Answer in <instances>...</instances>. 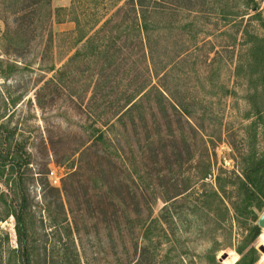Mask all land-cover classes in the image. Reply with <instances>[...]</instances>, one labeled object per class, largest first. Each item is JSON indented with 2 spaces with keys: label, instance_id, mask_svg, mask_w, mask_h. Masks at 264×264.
<instances>
[{
  "label": "rangeland",
  "instance_id": "obj_1",
  "mask_svg": "<svg viewBox=\"0 0 264 264\" xmlns=\"http://www.w3.org/2000/svg\"><path fill=\"white\" fill-rule=\"evenodd\" d=\"M256 1L264 12V0ZM24 2L20 3L19 7H22ZM122 3L123 0H51L52 20L45 23L38 20L36 27L33 26L31 32L23 38L24 42H16L10 41L9 38L14 35V29L20 28V21L17 19L22 14H14L11 11L10 0H0V212L17 205L21 189L33 207L32 218L37 223L35 226L40 224L39 217L46 216L42 211L45 201L51 204L52 216L58 218L59 201L63 200L70 217L71 210L78 209L81 207V201L86 200L83 190L87 185L88 197L94 206H99L101 201H105V190L101 185L95 188L89 178V174L100 169L101 164L106 170L111 166L104 161L100 147L93 145L91 149L86 148L91 143L89 142L84 143L77 153L74 151L87 139L84 127L93 120L92 114L82 113L77 105L78 97L71 100L66 90L54 101L50 96L45 100L43 98L41 103H46L43 107L37 100V92L71 54L70 49L78 27L76 21L79 20L84 31L91 32ZM183 5L187 8L179 15L170 11L166 16L171 29L160 37V43L167 44L168 59L174 60L177 50L182 53L178 58L179 63L169 67V96L174 101L184 99L190 104L193 114L191 117H184L198 126V133L195 134L185 120L181 126L173 109L169 111L172 114L171 126L157 107L153 112H147L146 119L151 126L150 132L157 138L163 137L165 141L174 138L179 144L183 138L191 139L196 156L184 164L182 171L174 157L161 160L151 158V162L147 156L150 160L146 162L150 164L148 166L153 176H148L142 182L138 175L142 173L144 163L138 148L146 137L144 122L138 118L136 128L129 121V126H121L111 133L114 139H119L122 147L120 156L113 160L116 169L113 177H119L123 181L120 186L124 195L117 206L122 218L121 224H124L122 236L132 248V236L138 233L136 230V234H131L134 225L126 219L127 216L135 219V204L128 195V188H125L127 184L137 192L139 186L150 184L153 188L149 189L148 197L152 199L154 195L161 196L164 191L160 186L162 182H168L165 187L170 189L174 181L182 185V179L190 176L191 188L173 205V210L176 207L177 211H182L180 226L185 244L190 248V255L216 247L220 249L218 258L222 259L224 264H234L240 258L236 247L244 245L248 233L247 225L251 222L242 217L239 220L232 210L228 198L234 200L237 190L230 181L235 180L241 173V154L251 148L248 125L252 121L245 118L247 103L244 99L245 86L242 84L244 80L234 75V69L237 61L245 55L248 35L257 31L259 26L255 19H250L249 14L243 19L238 16L235 21H228L221 16L222 8L227 11L234 8L239 9L241 13H252L244 8L242 0H184ZM158 19L160 21L159 17ZM191 22H194L195 30L191 27L178 29V25L182 27L183 24ZM51 36L53 40L50 39ZM29 38L30 42L27 40ZM129 69L133 74L136 67L134 65ZM75 74L73 82H76L78 96L81 93L78 85L87 82V72L83 74L76 68ZM131 78H123L122 81L120 79L118 89L123 88ZM155 81L158 82V78H155ZM223 86L226 89H234L238 96L225 95ZM114 97L115 95L109 99ZM101 101L102 99L99 100ZM100 109L97 110L98 113L93 112L101 113L100 123L107 117H113L109 109L106 110L104 106ZM257 145H264L261 136L258 137ZM132 152H136L135 158ZM67 155H72V159L64 160ZM26 161L29 165L20 164ZM62 161L66 163L62 164ZM209 164L211 175L202 181L199 179L200 173ZM81 166L83 168L80 170ZM79 170L81 177L73 173ZM219 176L226 185L228 195V198H225L230 207L227 221L216 219L214 212H218V199L209 200L205 197V191L217 188ZM20 178L23 180L21 189L17 185ZM56 188L60 192L57 193L54 190ZM152 203L155 214L166 204L161 198L157 202L152 200ZM86 206L85 204V209ZM263 212L264 210L258 211V217ZM48 219L47 216L45 231L51 234V242L54 236ZM88 222L90 234L86 235L83 230L85 241H94L90 236L95 239L97 234H100V237L107 234L106 223L103 222L101 214H96L95 218L89 217ZM0 230L8 233L9 245L18 248L16 221L13 216L0 221ZM115 234L118 235L117 231ZM261 234L262 236L253 243L260 255L256 264H264V228ZM123 247V244L118 247L121 257H124ZM95 249H102V243H98ZM89 258L93 262L96 260L101 262L100 264H110V259L114 256L110 254L106 257L102 253L94 256L90 254ZM198 260L199 264H203L199 258ZM114 262L112 260L111 263Z\"/></svg>",
  "mask_w": 264,
  "mask_h": 264
},
{
  "label": "trees",
  "instance_id": "obj_2",
  "mask_svg": "<svg viewBox=\"0 0 264 264\" xmlns=\"http://www.w3.org/2000/svg\"><path fill=\"white\" fill-rule=\"evenodd\" d=\"M23 2L25 4L19 7V4ZM242 2L244 8L252 13H241L239 9L234 8L227 11L222 8L220 14L228 21H235L238 16L243 19L249 14L250 19H255L259 26L257 31L248 35L245 55L237 61L234 69V75L244 80L242 84L245 86L244 99L247 103L245 118L252 119L248 125L251 148L241 154V173L235 180L230 181L237 190L235 199L228 198L226 185L222 183L221 176L217 177V188L205 191V197L209 200L218 199V212H214L217 220H228L230 207L225 202V198H228L237 218L240 220L242 217L251 222L247 225L248 233L244 239V245L236 247L240 258L234 264H256L260 255L253 243L260 235L262 236V228L257 224L261 216L258 217L257 212L264 210V145L262 147L257 145L260 136L264 143V12L256 0H242ZM10 4L14 14H22L17 19L20 21V28L14 29V35L10 36V41L24 42L23 38L31 32L33 26L36 27L38 20L44 23L52 20L51 0H10ZM183 4L184 0H123V3L91 32L84 31L79 20L76 21L78 27L70 49L71 54L59 68L55 69L54 75L44 82L37 92V100L43 107V104H46L41 103L43 98L45 100L47 96H50L54 101L62 91L66 90L71 100L78 97L77 105L82 113L92 114L93 120L84 127L87 139L83 140L74 151L77 153L84 143L89 142L91 143L86 148L91 149L93 145L100 147L104 161L111 166L107 171L101 164L100 169L92 173L93 175L89 174V178L93 181L95 188L101 185V188L105 190L103 196L106 199L101 201L99 206H94L88 197L89 186L80 185L84 187L83 196L86 198L81 201V207L72 209L69 217L63 200H60L57 218L51 214V204L45 201L42 211L46 213V216L39 217L40 224L35 226L36 222L32 218L33 207L21 189L23 180L20 178L17 183L21 189L19 202L14 208L0 212V221H5L10 216L15 218L18 248H12L9 245L8 233L0 230V264H100L101 262L96 260L94 263L89 257L90 254L94 256L102 253L106 257L110 254L114 256L110 260L115 262L110 264H199L198 258L203 264H224L218 258L219 248L211 247L202 253L190 255V248L183 239L180 226L182 211H177L176 207L174 211L173 205L191 188L190 176L182 179V185L174 181L170 189L165 187L168 182H162L160 186L165 192L162 191L161 196L154 195L152 199L148 197L149 189L153 188L150 184H144V187L139 186L138 192L128 184L125 186L135 204V219L128 216L126 218L134 225L131 234H136V230L138 231L137 235L132 236V248L126 244L122 236L124 224H121L122 218L117 209L119 201L121 202L123 198L121 196L124 195L120 186L123 181L119 177H113V172H116L113 160L120 156L122 147L119 139H114L111 133L119 127L129 126L131 121L132 126L136 128L138 118L144 122L146 137L140 142L138 148V151L141 150L144 163V169L138 175L142 182L148 176H153L152 170H149L150 164L146 160L174 157L182 171L184 164L196 156V149L191 139L183 138L182 143L179 144L174 138H168L166 141L163 137L157 138L150 132L151 126L146 119L147 112H153L157 107L167 120V124L171 126L172 114L169 111L173 109L181 126L184 125L185 120L189 128L195 134L198 133V126L184 117L185 115L191 117L193 114L190 111V104L184 99L174 101L169 96L170 91L167 85L169 70L173 66L171 64L179 63L178 58L182 53L177 50V59H168L167 44L160 43V37L171 29V26L167 24L166 16L170 14V11H174V15H179L187 8ZM190 27L193 30L196 29L194 22L183 24L182 27L178 25V29ZM50 39L53 40V36ZM27 40L30 42L31 39ZM134 65L136 70L131 74L129 68ZM76 68L83 74L87 72V82L78 85L81 88L78 96H76L79 92L76 89V82H73L76 78ZM130 77L132 78L129 82L118 89L119 80ZM155 78H158V82ZM223 88L225 95L238 96L234 89H226L225 86ZM113 95L115 97L109 99ZM100 99H102L101 102H99ZM103 106L112 112L113 117H107L103 123H100L102 117L101 113L97 114V110H101ZM133 154L135 158L136 152ZM71 156L67 155L64 160H71ZM147 156L150 159L146 158ZM155 160L154 163H156ZM66 161H62V164ZM20 164L29 165V162ZM82 168L81 166L79 169ZM80 170L74 171V175H82ZM133 172L134 166L132 175ZM209 175H211L210 164L201 171L199 179L204 181ZM54 190L57 193L60 192L57 188ZM79 196L77 193L78 198ZM160 198L166 204L155 214L152 200L157 202ZM96 214L102 215L107 234L103 237L97 234L95 239L90 236L95 242L85 241L83 230L86 231V235L90 234L87 228L89 217L95 218ZM47 216L50 219L52 236H54L51 242H49L51 234L45 231ZM116 231L118 235L115 234ZM98 243H102L100 250L95 249ZM120 244L124 246V257H121L118 251Z\"/></svg>",
  "mask_w": 264,
  "mask_h": 264
},
{
  "label": "water",
  "instance_id": "obj_3",
  "mask_svg": "<svg viewBox=\"0 0 264 264\" xmlns=\"http://www.w3.org/2000/svg\"><path fill=\"white\" fill-rule=\"evenodd\" d=\"M257 224L261 227L264 228V213L261 215V217L259 218ZM227 256V255H226ZM220 260V259H219ZM221 262H224L222 259L220 260Z\"/></svg>",
  "mask_w": 264,
  "mask_h": 264
},
{
  "label": "built area",
  "instance_id": "obj_4",
  "mask_svg": "<svg viewBox=\"0 0 264 264\" xmlns=\"http://www.w3.org/2000/svg\"><path fill=\"white\" fill-rule=\"evenodd\" d=\"M55 182L57 183V182H58V180L56 179V180H55Z\"/></svg>",
  "mask_w": 264,
  "mask_h": 264
}]
</instances>
